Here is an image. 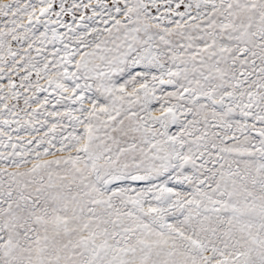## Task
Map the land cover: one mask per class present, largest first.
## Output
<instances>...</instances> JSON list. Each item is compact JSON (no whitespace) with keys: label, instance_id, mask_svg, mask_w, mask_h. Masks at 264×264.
I'll return each instance as SVG.
<instances>
[{"label":"snow or ice","instance_id":"1","mask_svg":"<svg viewBox=\"0 0 264 264\" xmlns=\"http://www.w3.org/2000/svg\"><path fill=\"white\" fill-rule=\"evenodd\" d=\"M0 264H264V0H0Z\"/></svg>","mask_w":264,"mask_h":264}]
</instances>
